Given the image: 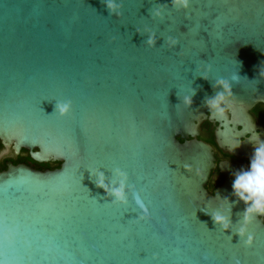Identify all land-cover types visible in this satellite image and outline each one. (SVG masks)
Segmentation results:
<instances>
[{"label":"water","instance_id":"95a60500","mask_svg":"<svg viewBox=\"0 0 264 264\" xmlns=\"http://www.w3.org/2000/svg\"><path fill=\"white\" fill-rule=\"evenodd\" d=\"M117 3L119 16L104 0H0V140L60 163L0 172V264H264V217L249 226L252 247L235 234L245 205L233 173L248 167L220 164L224 181L210 194L215 156L198 139L209 120L222 146L244 148L235 120L211 118L205 100L217 79L238 74L234 118L264 103V0ZM117 169L126 204L92 175L112 184ZM216 211L233 232L214 224Z\"/></svg>","mask_w":264,"mask_h":264},{"label":"clouds","instance_id":"9594fccd","mask_svg":"<svg viewBox=\"0 0 264 264\" xmlns=\"http://www.w3.org/2000/svg\"><path fill=\"white\" fill-rule=\"evenodd\" d=\"M104 2L110 14L120 15L118 9L121 5L117 3V0H104ZM190 4L191 0H171V6L177 10H187ZM154 14L156 16H161L160 8H157ZM167 43L170 48H174L179 44V41L174 37H169ZM147 45L149 47H155L156 37L154 33L149 34ZM207 70H211V65L207 66ZM259 76L264 79V70H260ZM202 78H208L206 72L202 75ZM240 79L241 77L238 74H234L231 81L226 78H220L214 82L213 87L219 90L216 91L214 96L205 100L208 116L221 121L228 118V113L234 111L237 103L233 93L232 82H239ZM192 103L193 100L191 95L183 97V104L186 107H191ZM71 107V101L58 102L55 104L54 111L58 112L60 116H66L71 111ZM247 137V139L251 140V133H249ZM251 142L254 146V152L249 161V167L247 170L241 169L234 172V180L232 182L233 196L238 202H243L245 205L242 218L238 221L239 226L235 229V234L239 236V240L242 241L246 247H252L255 242V236L249 232V226L252 225L257 218L264 217V140L260 139L258 134L255 140ZM184 167L190 168V165L186 164ZM92 175H96V187L102 189L113 204L127 203L126 173L117 169L116 176L118 177V181H114L112 184L106 182L103 172H95L92 173ZM228 202L230 203V201ZM141 207L143 208V204H141ZM144 212L147 213V210L145 209ZM140 219H145V216H141ZM211 219L223 232H233V222L230 215L226 216L216 211L211 213Z\"/></svg>","mask_w":264,"mask_h":264},{"label":"flooded vegetation","instance_id":"af4514ba","mask_svg":"<svg viewBox=\"0 0 264 264\" xmlns=\"http://www.w3.org/2000/svg\"><path fill=\"white\" fill-rule=\"evenodd\" d=\"M229 120H235L236 127L241 132L240 141L244 144L243 149L232 150L229 146L221 145V138L217 136L218 123H213L209 120L204 121L200 128L199 140L207 143L215 156V168L212 172L209 182L207 183V190L213 194L216 188L222 185L224 175L220 171V164L232 163L249 167V161L254 152L252 140H255L259 134L260 139L264 140V103H257L250 110H248L246 119L234 118L229 112ZM251 133V140L247 139L248 134ZM22 154V153H21ZM20 155H15L12 148H7L0 140V172L8 169L10 163L14 165L26 164L31 168H35L34 164L28 160H20ZM27 156V152L24 153Z\"/></svg>","mask_w":264,"mask_h":264},{"label":"trees","instance_id":"16d2710c","mask_svg":"<svg viewBox=\"0 0 264 264\" xmlns=\"http://www.w3.org/2000/svg\"><path fill=\"white\" fill-rule=\"evenodd\" d=\"M24 153H25V151L22 152V154L20 156V160H28V161L32 162L37 170H41V171H45L46 169L54 170V169H57L60 167V163H56V162H51L48 164L36 163L30 158L29 155L25 156Z\"/></svg>","mask_w":264,"mask_h":264}]
</instances>
